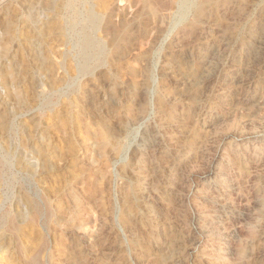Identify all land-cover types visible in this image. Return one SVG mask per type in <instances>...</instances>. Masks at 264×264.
<instances>
[{
	"label": "rangeland",
	"instance_id": "obj_1",
	"mask_svg": "<svg viewBox=\"0 0 264 264\" xmlns=\"http://www.w3.org/2000/svg\"><path fill=\"white\" fill-rule=\"evenodd\" d=\"M50 1L0 0V264H264V0Z\"/></svg>",
	"mask_w": 264,
	"mask_h": 264
},
{
	"label": "bare ground",
	"instance_id": "obj_2",
	"mask_svg": "<svg viewBox=\"0 0 264 264\" xmlns=\"http://www.w3.org/2000/svg\"><path fill=\"white\" fill-rule=\"evenodd\" d=\"M63 1V3H62ZM77 0H59V2L61 3H58L56 0H51L49 4L51 5H55V6H60L59 4L61 5H67L69 8L73 6V4L76 3ZM68 8V9H69ZM57 12V11H56ZM65 12V11H64ZM73 13V18L76 19L78 17V13L77 11H72ZM68 13H69V10H68ZM71 15V14H70ZM98 19H99V15L98 13H96L92 8L88 7V9H86V15H85V21L83 22L82 26H89L91 28H94L95 26H97V23H98ZM9 20V19H8ZM7 21V20H6ZM74 23V21L72 20V24ZM9 27V26H8ZM88 28V27H87ZM86 28V30H87ZM83 29V28H82ZM85 29V28H84ZM84 30V31H86ZM8 32V31H7ZM84 34L83 35V39H82V51L84 52V63H85V66L87 65L88 61L90 60V55H91V52L89 51H100L101 50V44L99 45L97 43V41L95 42L94 39L92 38V35L91 33L89 32V30H87L85 33H82ZM254 39V38H253ZM1 43V42H0ZM1 45V44H0ZM9 47V46H8ZM5 54V53H4ZM11 72L9 71H5L4 75L5 77H12L11 76ZM10 75V76H9ZM16 98L20 99L21 98V95L19 93L16 94ZM2 115V114H1ZM0 115V116H1ZM38 154V153H36ZM37 161H38V166H39V171H44L46 169V158L44 159V156H40V152L38 154V157H37ZM1 162V160H0Z\"/></svg>",
	"mask_w": 264,
	"mask_h": 264
}]
</instances>
